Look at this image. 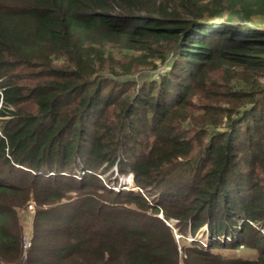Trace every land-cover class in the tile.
<instances>
[{
  "label": "trees",
  "instance_id": "1",
  "mask_svg": "<svg viewBox=\"0 0 264 264\" xmlns=\"http://www.w3.org/2000/svg\"><path fill=\"white\" fill-rule=\"evenodd\" d=\"M262 78L264 0H0V264H264Z\"/></svg>",
  "mask_w": 264,
  "mask_h": 264
},
{
  "label": "rangeland",
  "instance_id": "2",
  "mask_svg": "<svg viewBox=\"0 0 264 264\" xmlns=\"http://www.w3.org/2000/svg\"><path fill=\"white\" fill-rule=\"evenodd\" d=\"M239 69H240V67L238 66V68H234V70L233 71H230V72H238ZM262 80H264V79L262 78ZM118 173L119 172L115 168V175L117 176L118 180L112 181L109 185L112 186L113 188H126L127 178L131 175V172L128 173V174H126V175L123 174V173H119V174ZM102 176H103V178H106L107 177V174H104ZM132 187H134L135 189L138 190V187L135 186V183H134V186H132ZM35 205H36V203L32 200V202L29 203V205H28V210H25L24 209V211H23V209H22V211H20L21 212L20 213L21 222H22V224H24V227H25V230H26L25 232L27 233V235H29V237H31L30 235H31L32 228H33L31 221L33 220V213L32 212L34 210ZM178 229H179V227H177L176 230H175L177 234L179 233V230ZM190 232L191 231H188L187 230V232H184L183 234H185L187 236ZM200 234H202V233H200ZM178 235L180 236V234H178ZM175 236L177 238V235H175ZM181 238H185V237H181V236L178 237V239H181Z\"/></svg>",
  "mask_w": 264,
  "mask_h": 264
},
{
  "label": "clouds",
  "instance_id": "3",
  "mask_svg": "<svg viewBox=\"0 0 264 264\" xmlns=\"http://www.w3.org/2000/svg\"><path fill=\"white\" fill-rule=\"evenodd\" d=\"M126 183H127L126 188H131L132 186H134V180H133L132 174L127 178V182ZM114 189H118V188H114ZM179 234H181V237H187L188 239H190V237H191L190 240H193L195 238V236H193V234L191 232L187 236L185 234L181 233L180 231H179ZM30 238L31 237L28 236V238L26 239V242L24 243L25 249L30 244ZM28 241H29V243H28ZM178 248L179 249L181 248V245L180 244L178 245ZM25 252L26 251L24 250V254H25Z\"/></svg>",
  "mask_w": 264,
  "mask_h": 264
},
{
  "label": "built area",
  "instance_id": "4",
  "mask_svg": "<svg viewBox=\"0 0 264 264\" xmlns=\"http://www.w3.org/2000/svg\"><path fill=\"white\" fill-rule=\"evenodd\" d=\"M178 234H179V233H178ZM178 234H176V235H177V237H180V236H181V234H180V236H179ZM190 239H191V237H190Z\"/></svg>",
  "mask_w": 264,
  "mask_h": 264
}]
</instances>
